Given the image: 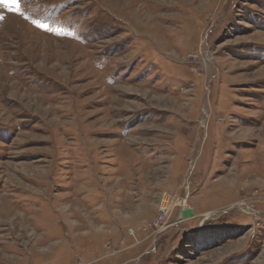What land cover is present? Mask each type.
<instances>
[{
    "label": "rangeland",
    "instance_id": "rangeland-1",
    "mask_svg": "<svg viewBox=\"0 0 264 264\" xmlns=\"http://www.w3.org/2000/svg\"><path fill=\"white\" fill-rule=\"evenodd\" d=\"M0 17V264H264V0Z\"/></svg>",
    "mask_w": 264,
    "mask_h": 264
},
{
    "label": "snow or ice",
    "instance_id": "snow-or-ice-1",
    "mask_svg": "<svg viewBox=\"0 0 264 264\" xmlns=\"http://www.w3.org/2000/svg\"><path fill=\"white\" fill-rule=\"evenodd\" d=\"M20 0H0V6H3L4 8H18L19 7ZM2 19V17H0Z\"/></svg>",
    "mask_w": 264,
    "mask_h": 264
},
{
    "label": "built area",
    "instance_id": "built-area-1",
    "mask_svg": "<svg viewBox=\"0 0 264 264\" xmlns=\"http://www.w3.org/2000/svg\"><path fill=\"white\" fill-rule=\"evenodd\" d=\"M161 210H162L165 214L168 213V206H167L166 203H165V204L163 203ZM161 216H162V218H164V215H163V214H162ZM158 224H159V222H158Z\"/></svg>",
    "mask_w": 264,
    "mask_h": 264
}]
</instances>
